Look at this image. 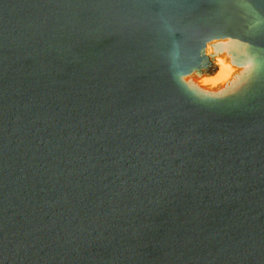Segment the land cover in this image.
I'll use <instances>...</instances> for the list:
<instances>
[{"label":"water","instance_id":"95a60500","mask_svg":"<svg viewBox=\"0 0 264 264\" xmlns=\"http://www.w3.org/2000/svg\"><path fill=\"white\" fill-rule=\"evenodd\" d=\"M129 2L0 0V264H264V88L201 102Z\"/></svg>","mask_w":264,"mask_h":264},{"label":"snow or ice","instance_id":"6c2138e0","mask_svg":"<svg viewBox=\"0 0 264 264\" xmlns=\"http://www.w3.org/2000/svg\"><path fill=\"white\" fill-rule=\"evenodd\" d=\"M134 8L146 19L158 20L165 25H174L172 39L185 52L194 58L197 52L203 53L205 42L212 39L229 37L233 41H242L255 56L256 67L232 83L224 96L240 94L259 84L264 88V10L257 13L256 7L248 0H130L127 5ZM248 9L249 13L258 16L255 24L248 26L238 15V10ZM178 9H187L190 18L174 15ZM156 43L160 48H167L169 36L159 24L153 29ZM237 50L239 44H234ZM194 62L179 66L182 70L191 71ZM203 103L221 102L215 97L195 93Z\"/></svg>","mask_w":264,"mask_h":264},{"label":"clouds","instance_id":"9594fccd","mask_svg":"<svg viewBox=\"0 0 264 264\" xmlns=\"http://www.w3.org/2000/svg\"><path fill=\"white\" fill-rule=\"evenodd\" d=\"M234 44H239L240 45V50L242 51L243 55L246 57V60L243 63L242 67L236 68L233 67L230 63L226 64L225 61L227 60V57H217V63L221 65V71L220 73L216 76L213 77L211 80L207 78H201L197 75L196 69L200 66L199 64H195L193 69L191 71H183V74L180 75V79L185 82V83H190L192 80L196 79L199 80V82L202 85H209L213 84L215 85L216 83L223 82L224 84H227L228 86L231 85L232 83L237 82L242 76H244L246 73H249L252 71L255 67V56L254 54L248 49V47L244 44L242 41H233L229 37H224L220 39H212L207 42H205L206 51L204 49V55L207 56H212L213 55V47L215 45H234ZM195 57L193 60L195 61ZM229 81L231 83L229 84ZM203 95L208 96L209 93L205 92Z\"/></svg>","mask_w":264,"mask_h":264},{"label":"bare ground","instance_id":"6f19581e","mask_svg":"<svg viewBox=\"0 0 264 264\" xmlns=\"http://www.w3.org/2000/svg\"><path fill=\"white\" fill-rule=\"evenodd\" d=\"M206 51V48H205ZM208 60L210 61H217V57H227V60L225 62L231 63L233 67L239 68L243 66V60H245V56L243 55L242 51L237 48L234 45H215L213 47V55L207 56L204 55ZM197 75L201 78H207L211 80L213 76L197 73ZM181 83L187 87L189 91H191L194 95L195 93H200L203 95L205 92L209 93V97H215V98H221L226 97L224 96L225 90L228 88L227 84H224L223 82L216 83L215 85L209 84V85H202L199 80H192L190 83H185L180 79ZM231 81H229V84ZM196 97L200 98L199 96L195 95Z\"/></svg>","mask_w":264,"mask_h":264},{"label":"rangeland","instance_id":"374dc122","mask_svg":"<svg viewBox=\"0 0 264 264\" xmlns=\"http://www.w3.org/2000/svg\"><path fill=\"white\" fill-rule=\"evenodd\" d=\"M207 47V46H206ZM205 47V48H206ZM211 62H213L214 63V65L216 66V68H217V72H216V74L215 75H212L213 77H216L219 73H220V71H221V65L219 64V63H217V61H211ZM226 64H228L227 62H225ZM231 64V63H230ZM232 65V64H231ZM233 66V65H232ZM210 70L212 71L211 73H214V69L213 68H210Z\"/></svg>","mask_w":264,"mask_h":264}]
</instances>
